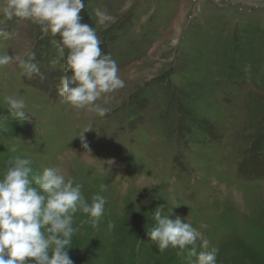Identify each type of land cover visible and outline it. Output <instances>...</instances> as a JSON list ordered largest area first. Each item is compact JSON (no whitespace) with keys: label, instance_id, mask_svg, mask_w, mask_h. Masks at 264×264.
Segmentation results:
<instances>
[{"label":"rangeland","instance_id":"1","mask_svg":"<svg viewBox=\"0 0 264 264\" xmlns=\"http://www.w3.org/2000/svg\"><path fill=\"white\" fill-rule=\"evenodd\" d=\"M84 4L82 23L96 31L125 85L96 102L103 116L74 108L58 94L64 57L53 38L31 20L0 14L8 34L0 54L34 52L44 76L0 67V178L19 155L31 159L33 175L60 167L89 204L105 197L98 225L73 214L74 264L194 261L192 245L178 255L149 240L161 205L202 232L208 250L218 249L217 264H264V0ZM6 96L23 99L30 119H10ZM89 125L85 153L79 135Z\"/></svg>","mask_w":264,"mask_h":264},{"label":"clouds","instance_id":"2","mask_svg":"<svg viewBox=\"0 0 264 264\" xmlns=\"http://www.w3.org/2000/svg\"><path fill=\"white\" fill-rule=\"evenodd\" d=\"M84 7V0H6L0 14L8 19L31 20L40 26L42 34L50 35L51 42L64 57L65 75L60 78L58 94L76 109L103 116L106 110L96 102L102 94L124 87L125 81L119 77L115 61L102 51L96 31L82 23ZM96 16L100 24L109 19L99 10ZM7 35L0 30V37ZM34 60V52L28 58L0 54V67L18 64L25 75L43 79ZM5 100L10 119L21 122L30 119L23 99L6 96ZM91 128L89 125L79 135L85 153H91L84 137ZM103 161L109 169L115 163L112 158ZM31 164V159L17 155L9 159V166L0 178V264H74L69 256L72 237L77 231L73 227V214L81 211L96 226L106 199L97 194L89 204L81 194L82 185L66 177L60 167H45L41 174L33 175ZM163 210L161 205L152 212L155 223L146 228L149 240L159 252L172 247L178 248L177 254L182 255L192 245L188 256L195 260L189 259V264H217L218 249L208 250L209 241L203 238L202 232L179 216L173 219L171 215H164ZM112 227L114 224L109 223V229ZM197 240L202 241L201 248L205 250L197 252Z\"/></svg>","mask_w":264,"mask_h":264},{"label":"bare ground","instance_id":"3","mask_svg":"<svg viewBox=\"0 0 264 264\" xmlns=\"http://www.w3.org/2000/svg\"><path fill=\"white\" fill-rule=\"evenodd\" d=\"M231 191H233V190H231ZM231 193V192H230Z\"/></svg>","mask_w":264,"mask_h":264}]
</instances>
